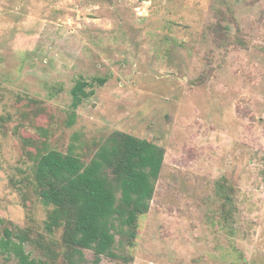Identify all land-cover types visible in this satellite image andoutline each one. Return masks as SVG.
Returning a JSON list of instances; mask_svg holds the SVG:
<instances>
[{
	"label": "rangeland",
	"instance_id": "374dc122",
	"mask_svg": "<svg viewBox=\"0 0 264 264\" xmlns=\"http://www.w3.org/2000/svg\"><path fill=\"white\" fill-rule=\"evenodd\" d=\"M115 131L166 150L129 264H264V0H0V217L45 233L37 154Z\"/></svg>",
	"mask_w": 264,
	"mask_h": 264
},
{
	"label": "trees",
	"instance_id": "16d2710c",
	"mask_svg": "<svg viewBox=\"0 0 264 264\" xmlns=\"http://www.w3.org/2000/svg\"><path fill=\"white\" fill-rule=\"evenodd\" d=\"M71 93L68 126L95 90L93 83L78 79ZM165 155L163 146L123 131L111 133L89 161L73 149L39 152L31 182L51 207L45 233L0 217V254L19 264H84L85 251L91 250L96 263L104 256L131 263L139 220L150 210Z\"/></svg>",
	"mask_w": 264,
	"mask_h": 264
}]
</instances>
